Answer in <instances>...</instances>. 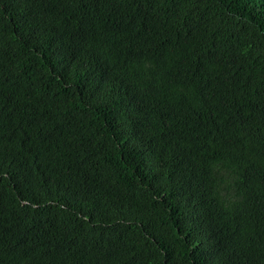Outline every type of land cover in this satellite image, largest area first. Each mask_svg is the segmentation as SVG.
Listing matches in <instances>:
<instances>
[{"label":"trees","instance_id":"1","mask_svg":"<svg viewBox=\"0 0 264 264\" xmlns=\"http://www.w3.org/2000/svg\"><path fill=\"white\" fill-rule=\"evenodd\" d=\"M0 264H264V0H0Z\"/></svg>","mask_w":264,"mask_h":264}]
</instances>
